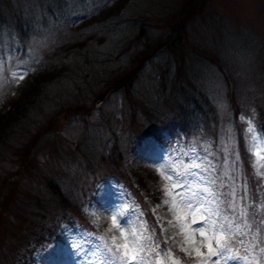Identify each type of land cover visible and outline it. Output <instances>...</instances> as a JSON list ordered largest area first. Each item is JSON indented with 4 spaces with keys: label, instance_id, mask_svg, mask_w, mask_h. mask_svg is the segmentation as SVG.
Masks as SVG:
<instances>
[{
    "label": "trees",
    "instance_id": "1",
    "mask_svg": "<svg viewBox=\"0 0 264 264\" xmlns=\"http://www.w3.org/2000/svg\"><path fill=\"white\" fill-rule=\"evenodd\" d=\"M18 1L20 5L16 6L14 1L10 11V5L2 0L7 13L0 10V60L12 56V65L17 60H24L29 69H33L31 72L51 71L47 74L51 79L38 80L44 72H40L43 75L38 74L35 92L27 96L28 109H24V106L12 101L18 89L14 93L11 91L15 85L10 83L9 76L5 74L6 83L0 86V163L9 164L10 160L4 158L15 161L17 158L14 157L20 155L21 151L23 153V148L18 153L16 151L18 144L21 145L18 133L24 130L27 132L30 126L33 128L42 110L56 108V99L79 104V98H82L85 105H88L110 83L111 87L122 91L127 100L126 144L130 151L127 153L123 150L119 134L115 135V127L119 123L117 118L114 120L113 114H108V117L105 115L107 119H98V127L105 129L106 134L107 131L112 133L108 134L107 139L111 140V145L97 154L87 149L79 151L83 159L80 167L82 174L95 175L92 184L84 188L81 176L76 171L78 167L66 163L62 172L52 177L55 180H44L42 188L48 199L42 202L37 198L43 195L41 192L34 197L26 225L20 227L9 244L11 253L2 250L7 247L0 249V264H30L33 253L43 243L50 239L58 240L59 227L63 222L85 227L101 235L102 229L92 225L83 208L87 192L91 191L92 186L95 192L97 184L108 176L120 181L131 192L133 202L144 212L148 229L156 232L151 210L160 203L162 194L158 188H146L139 179L132 181V169L126 167L125 163V155L127 158L149 137L160 144L176 146L175 150L179 151L181 146L190 150L193 145H199L204 151L207 146L212 147L206 151L208 155H203V167L213 171L220 185L223 184L220 188L223 211L227 208L226 201H235L236 208L249 205L252 212L260 214L259 219L264 216V209L259 207L264 194L255 173L256 158L252 156L245 137L247 121L250 119L264 143V65L255 72L233 70V76L227 77L224 74L223 78L228 85L227 112L224 116L220 114L217 103L219 92L213 88L216 78L213 83L210 82L212 74L209 69L217 65L219 69L223 66L226 70L228 58L227 62L219 58L214 60L211 57L216 54L209 47L201 49L200 46L194 47L193 42L188 43V30L176 25L185 18L186 9H172V0H35L31 5L28 0ZM69 5L72 7L69 8ZM61 8L74 11L79 18L66 20L68 29L51 45L40 47L42 56L35 58L27 52L28 39L34 32L31 20L28 23L25 17L31 15L35 22L41 12L47 14V18L52 12L53 17L57 18ZM195 9L187 10L186 18L193 21L200 18L201 15L197 16V13L193 16ZM99 16L103 19L94 24ZM212 26H216L212 30L219 31L215 22ZM56 32L57 29L52 30L53 35ZM223 32L216 37L219 47L234 52V47L224 41L233 31L225 26ZM240 35L247 47L260 52L264 61V50L256 46L251 35L239 32ZM251 49L246 51L248 53L245 57L251 56L254 52ZM235 53H240L239 49ZM243 78H247L249 83L240 88L239 92L235 80ZM4 90L7 92L2 93ZM2 112L6 114L2 116ZM241 117L244 119L241 120ZM84 122L87 128L91 125L90 120L84 119ZM225 129L232 130L231 139L235 147V154L229 153L228 159L219 149L222 141L220 133L223 134ZM183 154L181 152L178 159L181 160ZM237 154L239 160L236 159ZM75 159L76 156L71 161ZM187 160L185 158L184 162ZM31 163L20 160V166L28 167ZM98 171L102 172L99 176ZM72 177L75 178L71 180ZM147 177L153 185L160 180L159 175L151 171ZM3 179L1 175L0 189L9 187L12 190V185H5ZM228 180L238 200L234 196L230 199ZM6 213L0 204V222ZM228 214L231 215V212ZM154 241L157 245V240Z\"/></svg>",
    "mask_w": 264,
    "mask_h": 264
},
{
    "label": "rangeland",
    "instance_id": "2",
    "mask_svg": "<svg viewBox=\"0 0 264 264\" xmlns=\"http://www.w3.org/2000/svg\"><path fill=\"white\" fill-rule=\"evenodd\" d=\"M5 1L10 5L8 6L10 11L12 8L11 5L14 1L16 6L20 5L18 0ZM33 1L35 0H28L30 5ZM190 2H193V4L190 5ZM171 6L172 9H181L183 7L186 9L184 11L185 18L181 19L180 23L176 25L181 29L184 28L188 30L186 32V35H188L190 40L188 43H194V47L200 46L201 49L209 47L210 51L214 55L216 54V56L211 57L214 60L219 58L227 62L226 58H228V66H225L226 70L223 66L222 69H219L217 65L209 69L210 74H212L210 82L213 83V79L216 78L213 88L219 92L217 103L219 104L220 114L225 116V112H227L228 92L226 91H228V85L223 78L224 74L226 73V76L228 77L229 75H232L233 70L255 72L264 65L263 56L260 52L258 53L255 49L247 47L244 44L243 39L240 38L242 35L239 36V32L250 34L256 46H260V48L264 50V0H205V2H203V0H172ZM70 7L72 6L69 5V8ZM4 8V3L0 0V10L6 12ZM192 8H196L193 16L196 13L197 16L201 15V17L196 18L195 21L186 18L187 10H192ZM203 10L204 14L202 16ZM41 13L42 14L36 16L35 22L31 15L25 17L26 22L29 23L31 20V27L34 32L28 39L27 52L38 59L42 56L39 48H45L47 45H51L56 38L68 29L69 25L66 24L67 22L65 21H74L79 18V16L75 15L74 11L66 8H61V12L58 14L57 18L53 17L52 12L48 18L46 17L47 14H43V12ZM101 19L103 18L99 16L94 24H98ZM188 20H190V22H188ZM213 22L217 24L219 31L212 30V28L216 27L212 26ZM85 25H87V23L81 25V27H84ZM225 26H229L230 30L233 31L228 35V38L224 39V41L227 45H232L234 47V52H231V49L226 50L223 46L219 47V41H217L218 39L216 37H219L221 33H224L223 30L225 29ZM53 29H57V32L54 35L52 33ZM59 49L62 50V48ZM237 49L240 51L238 54L235 53ZM250 49L254 52L251 53V56L245 57L248 53L246 51ZM58 54L60 55L62 52H58ZM4 60L5 61L2 59L0 60V65L3 66V72H0V86H2L3 83H6L5 74L6 77L9 76L10 83L15 85L14 87H11V91L14 93L15 89H18V93L13 94L14 100L12 101L18 103L20 106H24L22 108L28 109L26 100L27 96L35 92V82L39 76L38 74L45 70L37 72L36 69L35 73L34 71L31 72L33 69H29L24 60L22 62L17 60L15 65H12V56L5 57ZM13 73L16 74L15 77H13ZM49 73H51V71L44 72V75L43 73H40L43 76H39L38 80L41 79L47 81L48 79H51V76L47 75ZM235 81L237 82V89L239 92L240 88L242 89L246 83H249L247 78L236 79ZM32 83H35V85L32 86ZM111 86V83L105 85L88 105H85L82 98H79V104L75 101L72 104L63 99H56L58 102L56 105L57 109L54 107L49 110H42L40 116L37 117L36 124L33 128L30 126L27 132H24V130L22 133H18L17 136L19 137L22 146L18 144L16 151L18 153L20 148H23V153L21 151V154H24V157L20 154L17 157H14L17 158L15 161H13L12 158H4L8 161L10 160L9 164H5V162L0 163V176H4V184L12 185V190L7 186V189H0V196H2L0 204L3 205V208H5V211L7 212L3 220L0 222V249L7 247L2 250L8 254L11 253V245L9 244L13 241L14 235L17 234L20 227L26 225L28 213L34 203V197L40 195L41 192L43 195H40L37 198L42 200V202H45V199H48V196H45L46 193L42 188L45 184L44 180H55L52 177L55 175L58 176V173H60V171L62 172L65 163L70 166L78 167L76 171L81 176L80 180L81 183L84 184V188L88 187L87 184H92L95 175L85 172L82 174V168L80 169V167H82L83 159L79 151L82 152L87 149L88 152L93 151L97 154L102 153L103 150H106L111 145V140H107L108 134L111 132L107 131L106 134L105 129L99 128L98 119H100V117L105 120L107 119L108 114H113L114 120L117 118L119 123L116 124V126H118L115 127V135L119 134L123 150L129 153L130 149H128L129 146L126 144L127 126L125 120L127 118V100L125 96H123L122 91H118L117 88ZM3 92L7 91L4 90L2 93ZM96 97H100V99H97ZM9 107L10 106L7 107L5 112H7ZM5 112H2V116H4L3 114H6ZM105 115L107 116L106 118ZM140 115L141 114H139V116ZM76 116H81L82 119L77 118ZM84 119L86 121L90 120L91 125L88 128L86 127ZM100 121L102 122V120ZM231 134L232 130L229 132L228 129H225L223 134L220 133V140L222 141L219 143V149L227 159L229 153L235 154V147L232 139L229 140ZM247 142L250 147V137L249 141L247 139ZM226 145H228L227 151H225ZM80 146H82V148H80ZM261 146L264 148V143H262V141ZM175 147L176 146L170 147L166 145L159 146L153 138H148L143 141L142 145H139V147L137 146L136 150L132 154H129L127 158L125 155V163L126 167L132 169V176H134L132 177V181L139 179L138 181L141 180L142 184L144 183L146 185V188L151 190L158 188L162 194V199L159 200L160 203L151 210L155 219L153 222L156 224V232L152 231L150 234L157 240L156 243L160 252L159 258H163L165 252L169 249H173L182 260H185L187 258L184 254L180 252L179 248L169 239V237L173 236L178 229H173L168 224V220H174V216L172 212L169 211V206L164 204V200L168 198L162 193L165 181H163L157 169H162L169 175H173L171 171L173 168L181 172L187 169L188 175L178 178L181 179L182 184L187 186L176 188L174 191L177 194L178 199L190 200L195 207H198L202 202L209 200L213 202L219 201L221 203V211H223V205L220 198L222 195V190L220 188L223 187V184L221 183L220 185L218 178L215 177L213 171H207V169L203 167L205 160H202V155L203 153L207 154L206 151H210V149H213L212 147L207 146L208 148L206 151H204L199 145H193L190 150L184 149V147L181 146L182 149L180 151L178 149L175 150ZM181 152L184 154L180 160L178 157ZM189 154L192 159L185 163L184 159L189 157ZM261 154L264 155V152ZM74 156H76V159L71 161ZM20 160L24 163H33L28 167H25V165L20 166ZM192 163H198L201 167L188 168V165ZM150 171L159 175L160 180L155 185H153L147 177ZM261 171H264V169H261ZM100 174H102V172L98 171L97 176ZM256 176L259 177L262 184V193L264 194V178H261L257 174ZM6 177L9 179H5ZM75 177L78 178L77 176ZM75 177H72L71 180ZM228 182V192L231 193L234 189L231 181L228 180ZM198 185L200 187H197ZM203 187L210 188L212 190L211 193H205ZM63 189H65V186ZM97 189L93 200L94 186L91 187L90 192H87V198L84 201L85 204L83 209L86 213L85 215L89 216L92 225L102 229L103 233L98 235L93 231L88 232L83 228L77 226L73 228L66 224L59 229L60 240L43 243L30 259V264H106V262L107 264H110V261L112 264H119L118 261H115L106 252L104 240L101 239L102 236L106 237L109 235L106 234L105 229L111 224L110 213L123 211L124 215L119 217V219L125 222V228L140 227L141 222H145L147 226L148 222L146 221L144 212L141 211L139 205L132 202L133 197L131 192L126 191L121 185L114 182L112 178H108V180L102 184L98 183ZM192 193H195V195H192ZM231 197L232 196H230V199ZM234 199L238 200L236 196H234ZM261 203H264V200ZM248 206L249 205H244L243 208H247L250 222L253 216L258 222L260 214L252 212ZM240 208L241 207L239 206L236 208L237 213ZM1 217H3L2 214ZM199 219L200 217L197 216L198 221ZM186 220L191 229L204 227L203 223H191V216H187ZM56 224L57 223H55V225ZM113 234L119 236L118 231L114 230ZM179 239L180 237H177V240ZM192 239L199 242L203 238L197 232L192 234ZM195 246L201 247V251L207 254V248L202 247L199 243ZM236 255H244L243 248L239 245H235L231 252H227L223 256L213 257L212 259H218L220 264H244L242 260L233 258ZM150 259L155 261L158 257L150 256Z\"/></svg>",
    "mask_w": 264,
    "mask_h": 264
},
{
    "label": "snow or ice",
    "instance_id": "3",
    "mask_svg": "<svg viewBox=\"0 0 264 264\" xmlns=\"http://www.w3.org/2000/svg\"><path fill=\"white\" fill-rule=\"evenodd\" d=\"M0 72H3V66L0 65ZM16 74L13 73V77ZM22 79V77H21ZM244 117H241L243 120ZM247 132L250 134L249 150L256 157L255 168L256 174L264 178V148L261 146V137L257 135V130L253 126V121H247ZM230 132V129L228 130ZM264 135V134H262ZM229 140L231 137L229 136ZM207 150V149H206ZM228 145L225 146V151ZM239 160V155H236ZM198 163L188 165V168H199ZM161 178L165 181L163 185V194L168 197L164 200V204L169 206L174 220H168V224L173 229H178L175 234L169 237L170 240L179 248V251L187 258L182 260L173 249H169L160 257L159 248L155 245L154 238L150 234L145 222H141L140 227H124V221L119 217L124 215L123 211L110 213L111 224L106 227L107 235L102 236L106 252L119 264H220L218 259L213 257L223 256L227 252H231L235 245L243 248L244 255H236L233 258L239 259L244 264H264V217L259 221L253 216L251 222L247 208H240L237 213L235 201H226L227 208L221 211V203L219 201L202 202L198 207L193 206L190 200L178 199L174 189L186 187L181 183V179L188 175V170L181 172L175 168L171 169L173 175L167 174L162 169H157ZM227 175V173H225ZM197 187H200L199 185ZM205 193H211V189L203 187ZM195 195V193H192ZM230 196L235 195V190L229 193ZM264 209V203L259 206ZM231 212V215L228 212ZM191 216V223H203L204 227L191 229L186 217ZM197 216L200 217L199 221ZM118 231L119 236L113 234ZM199 233L203 238L196 242L192 239V234ZM177 237H180L177 240ZM199 243L202 247L207 248V254L201 251V247L195 246ZM215 245V247H214ZM150 256L158 257L153 261ZM107 264V262H106Z\"/></svg>",
    "mask_w": 264,
    "mask_h": 264
}]
</instances>
